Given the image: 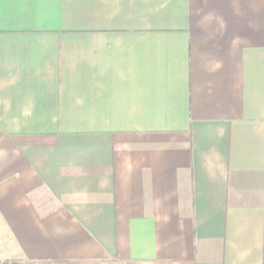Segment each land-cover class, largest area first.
Here are the masks:
<instances>
[{"label":"crops","instance_id":"obj_1","mask_svg":"<svg viewBox=\"0 0 264 264\" xmlns=\"http://www.w3.org/2000/svg\"><path fill=\"white\" fill-rule=\"evenodd\" d=\"M0 264H264V0H0Z\"/></svg>","mask_w":264,"mask_h":264}]
</instances>
